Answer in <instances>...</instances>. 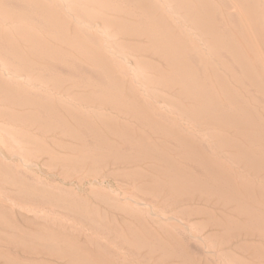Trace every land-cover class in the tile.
I'll list each match as a JSON object with an SVG mask.
<instances>
[{
	"label": "rangeland",
	"instance_id": "374dc122",
	"mask_svg": "<svg viewBox=\"0 0 264 264\" xmlns=\"http://www.w3.org/2000/svg\"><path fill=\"white\" fill-rule=\"evenodd\" d=\"M0 209L15 264H264V0H0Z\"/></svg>",
	"mask_w": 264,
	"mask_h": 264
},
{
	"label": "bare ground",
	"instance_id": "6f19581e",
	"mask_svg": "<svg viewBox=\"0 0 264 264\" xmlns=\"http://www.w3.org/2000/svg\"><path fill=\"white\" fill-rule=\"evenodd\" d=\"M247 78V77H246ZM185 80V79H184ZM196 81V80H195ZM197 82V81H196ZM192 83V82H191ZM195 83V82H194ZM189 84V83H188ZM198 83H196V85H197ZM255 84V83H254ZM195 85V84H194ZM190 86V85H189ZM193 86V85H192ZM200 86V85H199ZM196 87H198V86H196ZM223 87V86H222ZM198 88H200V87H198ZM197 88V89H198ZM190 90V89H189ZM74 91V90H73ZM217 91V90H216ZM197 92H199L198 90H197ZM217 93V92H216ZM213 95H214V93H213ZM232 106V105H231ZM26 111H27V109H26ZM227 112V111H226ZM225 112V113H226ZM232 112V111H231ZM235 115V114H234ZM220 116V115H219ZM218 117V116H217ZM216 117V118H217ZM229 117V116H228ZM220 119V118H219ZM238 120V119H237ZM189 128V127H188ZM233 129V128H232ZM136 130V129H135ZM211 133V132H210ZM204 135V134H203ZM235 135V134H234ZM208 140V139H207ZM112 179V178H111ZM11 193V192H10ZM138 206V205H137ZM9 217V212H7V211H3V210H1L0 209V219H7ZM17 218V217H16ZM3 222V221H2ZM1 225V224H0ZM0 245L1 246H4V248L5 247H7L8 249H11V252L12 251H16L17 249H15L16 247L15 246H11L10 245V242L9 241H7L6 239H5V237H3V236H1L0 235ZM18 251V250H17ZM1 253V252H0ZM13 259V258H12ZM0 264H15L14 263V261L13 260H11V259H9L8 258V256L6 257V256H2V255H0Z\"/></svg>",
	"mask_w": 264,
	"mask_h": 264
}]
</instances>
